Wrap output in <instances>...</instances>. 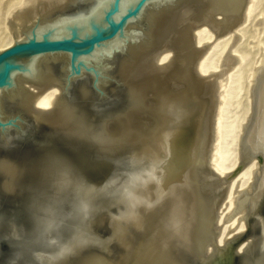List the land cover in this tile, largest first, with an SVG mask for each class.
I'll return each instance as SVG.
<instances>
[{
    "label": "bare ground",
    "instance_id": "1",
    "mask_svg": "<svg viewBox=\"0 0 264 264\" xmlns=\"http://www.w3.org/2000/svg\"><path fill=\"white\" fill-rule=\"evenodd\" d=\"M69 1L74 0H28L11 20V36L0 50L23 38L35 19L39 30L85 27L112 0L54 15ZM130 2L122 1L116 18ZM260 2L157 1L143 8L139 20L127 21L125 36L81 57L106 65L113 49L124 51L113 73L129 99L103 127L113 143L130 146L132 157L120 188L124 207L113 218L124 230L151 226L156 242L152 247L142 239L136 245L128 241L129 264H230L234 253L240 264H264V221L254 215L264 191V58L252 69L242 47ZM51 59L67 55L39 54L31 73L13 74L16 89L0 91L3 117L7 98L16 96L40 116L79 127L77 112L65 103L49 69ZM90 264L113 263L96 258Z\"/></svg>",
    "mask_w": 264,
    "mask_h": 264
},
{
    "label": "water",
    "instance_id": "2",
    "mask_svg": "<svg viewBox=\"0 0 264 264\" xmlns=\"http://www.w3.org/2000/svg\"><path fill=\"white\" fill-rule=\"evenodd\" d=\"M122 1L112 0L85 27L39 30L35 19L23 38L0 50V91L16 89L13 74L31 73L39 54H66L48 65L80 123L66 128L24 108L16 96L5 102L6 117L0 106V264H90L96 258L129 264L128 241L156 243L151 226L124 230L113 218L124 207L120 188L132 157L130 146L113 143L103 127L129 99L113 73L124 51L113 49L106 65L81 58L125 36L128 20H139L143 8L163 0H131L116 18ZM91 2L69 1L53 13L86 9ZM259 201L264 221V191ZM239 257L234 253L230 264H240Z\"/></svg>",
    "mask_w": 264,
    "mask_h": 264
},
{
    "label": "rangeland",
    "instance_id": "3",
    "mask_svg": "<svg viewBox=\"0 0 264 264\" xmlns=\"http://www.w3.org/2000/svg\"><path fill=\"white\" fill-rule=\"evenodd\" d=\"M26 4L28 5V0H0V43L8 40V38L11 36L12 29L10 25L12 24L10 23H13L15 21V19L13 18H16L17 20V17L15 16L19 14V10L26 6ZM12 19L13 22L11 21ZM262 22L264 24V0H261L260 2V9L258 11L257 17L248 24L245 37L242 41V47L249 52L252 58V69L254 68V65H258L259 62L264 58V25L262 24ZM232 39L233 38L229 39V41L231 42ZM261 46H263V48ZM172 54V52H169V56H171ZM248 80L249 81L247 82L245 102L249 112H251L252 92L250 88H252V85L250 83H252V77L251 80ZM248 96L251 97L249 98ZM254 215L262 216L258 211V206L254 211Z\"/></svg>",
    "mask_w": 264,
    "mask_h": 264
}]
</instances>
